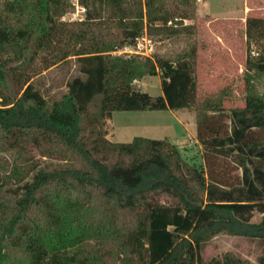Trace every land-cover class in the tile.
<instances>
[{
  "label": "trees",
  "instance_id": "obj_1",
  "mask_svg": "<svg viewBox=\"0 0 264 264\" xmlns=\"http://www.w3.org/2000/svg\"><path fill=\"white\" fill-rule=\"evenodd\" d=\"M92 1L119 7L122 0ZM4 2L26 18L13 26L0 15V148L13 152L11 177L20 182L0 194V264H264V255L251 262L228 251L204 260L199 252L218 233L264 239V95L249 93L242 107H232L227 131L211 115L222 111L220 104L196 101L188 61L113 55L155 20L167 21L147 0L145 13L142 7L122 13L116 31L82 34L77 48L55 57L53 63L76 56L80 74L48 103L25 70L50 42L67 3ZM259 60L250 67L263 71ZM155 75L161 94L132 87ZM191 105L207 171L186 162L165 138L106 137L113 111ZM34 151L79 165L39 167ZM217 154L240 168L238 181L211 168ZM253 212L261 219L251 220ZM91 239L117 242L101 251L84 246Z\"/></svg>",
  "mask_w": 264,
  "mask_h": 264
},
{
  "label": "rangeland",
  "instance_id": "obj_2",
  "mask_svg": "<svg viewBox=\"0 0 264 264\" xmlns=\"http://www.w3.org/2000/svg\"><path fill=\"white\" fill-rule=\"evenodd\" d=\"M62 14L55 16V29L50 42L41 48L32 65L25 70L33 87L40 91L48 103L67 90V82L79 75V62L76 56L69 55L53 63L55 57L64 51L77 48L82 34L108 28L116 31L121 14L134 15L140 7L145 13L147 0H122L119 7L98 1L86 0V17L82 21H69L71 10L68 0ZM151 10L167 21L157 19L144 28L151 41V49L139 48L134 52L133 45H123L111 51L113 55H139L141 57H161L172 61L186 60L193 68L195 78V99L216 102L222 106L221 112L213 113L215 119L228 131L229 111L232 107H242L249 93L264 95V70L251 68L253 62L264 61V0H149ZM89 13L93 18H87ZM0 15L6 23L20 25L26 18L18 11H7L4 0H0ZM261 19L254 24L248 19ZM145 22V17H144ZM136 41V40H135ZM133 47V48H132ZM146 50V51H145ZM144 51L147 54H144ZM53 63V64H52ZM134 89L151 95L161 94L159 75L145 76L132 82ZM179 123L177 124V119ZM197 110L195 105L165 110H121L112 112V121L118 141L127 142L133 136L167 139L176 143L181 157L198 168L207 171L203 156V146L196 138ZM107 133L111 132L110 120H106ZM122 134V135H121ZM124 135V137H123ZM264 137V131L260 132ZM122 136V139H121ZM33 155L39 167L61 165L78 166L76 160L63 161L57 158ZM214 171L222 173L230 181H238L240 168L229 156L216 155ZM13 152L0 148V194L7 193L20 185L11 177ZM38 167V168H39ZM32 171L25 179H30ZM161 201L169 203L163 197ZM261 219L259 212H253L251 220ZM115 240H88L86 248L99 247L101 251L113 249ZM231 251L235 255L256 262L264 255V239L218 233L201 244L199 252L206 260L220 257Z\"/></svg>",
  "mask_w": 264,
  "mask_h": 264
},
{
  "label": "built area",
  "instance_id": "obj_3",
  "mask_svg": "<svg viewBox=\"0 0 264 264\" xmlns=\"http://www.w3.org/2000/svg\"><path fill=\"white\" fill-rule=\"evenodd\" d=\"M68 3L70 5V11L68 12V19L69 21L71 20H77V21H82L86 17V6L83 2V0H68ZM134 47V48H133ZM133 51L138 52V53H143L140 52V50H136L139 48H144V49H151V41L149 37H147V34L145 33L143 36L136 37L135 44L133 45ZM146 51V50H145ZM144 51V54H147Z\"/></svg>",
  "mask_w": 264,
  "mask_h": 264
},
{
  "label": "crops",
  "instance_id": "obj_4",
  "mask_svg": "<svg viewBox=\"0 0 264 264\" xmlns=\"http://www.w3.org/2000/svg\"><path fill=\"white\" fill-rule=\"evenodd\" d=\"M178 110H180V109H178ZM169 111H171V112H174V111H176V109H169ZM177 119V124L179 123V120H178V118H176ZM108 120H110V125H111V132L110 133H107V135H106V137L109 139V140H111V141H114V142H121V141H118L117 139V137H118V135H116V133H115V126H114V124H113V121H112V113H111V116H110V118L108 119ZM122 135V134H121ZM136 136H140V135H136ZM123 137H124V135H123ZM134 137V136H133ZM132 137V138H133ZM121 139H122V136H121ZM172 143V142H171ZM176 144V143H175ZM178 149V148H177Z\"/></svg>",
  "mask_w": 264,
  "mask_h": 264
}]
</instances>
